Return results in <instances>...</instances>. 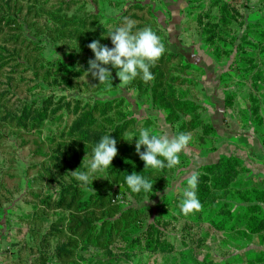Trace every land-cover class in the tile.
Here are the masks:
<instances>
[{
  "label": "rangeland",
  "instance_id": "obj_1",
  "mask_svg": "<svg viewBox=\"0 0 264 264\" xmlns=\"http://www.w3.org/2000/svg\"><path fill=\"white\" fill-rule=\"evenodd\" d=\"M125 17L165 51L147 82L106 65V87L85 72L88 44L112 47ZM235 120L264 135V0H0V264H245L257 188L216 161L226 145L211 152L213 125L226 137ZM144 127L190 134L177 165L144 168L126 141ZM108 133L111 165L78 181ZM133 171L152 192L119 184ZM193 175L200 207L184 213Z\"/></svg>",
  "mask_w": 264,
  "mask_h": 264
},
{
  "label": "clouds",
  "instance_id": "obj_2",
  "mask_svg": "<svg viewBox=\"0 0 264 264\" xmlns=\"http://www.w3.org/2000/svg\"><path fill=\"white\" fill-rule=\"evenodd\" d=\"M134 27V21L125 17L122 26L116 27L107 35L112 47L102 45L98 40L88 44L94 58L89 59V67L85 72L91 74L99 84H106V87L112 85V73L105 67L106 65L116 69L115 75L123 84L133 81L137 76L145 82L153 79L150 68L164 53V44L150 26L133 32ZM110 133L96 141L91 149V159L84 164L85 170L72 172L78 181L87 184L93 173L104 171L111 165V161L117 155V141L110 136ZM133 138H135V152L144 162V168L154 169L165 167L171 169L177 165L179 154L191 141L190 134L186 132H178L169 138L164 134H153V129L150 127L140 128L138 135L133 136L130 141L125 140L131 142ZM141 146L144 148L143 151ZM94 179H91V183ZM119 184L125 186V189H130L132 193H149L153 190V183L134 171L125 177L124 183ZM196 184L197 176L193 175L188 180L184 198L179 204L180 210L184 213L200 207L194 191Z\"/></svg>",
  "mask_w": 264,
  "mask_h": 264
},
{
  "label": "crops",
  "instance_id": "obj_3",
  "mask_svg": "<svg viewBox=\"0 0 264 264\" xmlns=\"http://www.w3.org/2000/svg\"><path fill=\"white\" fill-rule=\"evenodd\" d=\"M234 122L233 133L227 131L226 137L221 135L219 129L212 123L214 148L211 152L218 151L222 145H226L227 153H222L216 161L220 162L227 158L242 162L247 169V175L243 180L252 181L255 184L252 188H257V191H251L252 197L245 199L241 204L245 214L247 209L255 207L252 218L257 217V220L252 226L246 219L237 232L240 229L242 231L243 239L240 242L244 246V255L247 256L245 264H264V135L243 123L236 120ZM232 127L227 129L231 130ZM257 182L259 185L256 187ZM245 196L247 195H244V198Z\"/></svg>",
  "mask_w": 264,
  "mask_h": 264
},
{
  "label": "trees",
  "instance_id": "obj_4",
  "mask_svg": "<svg viewBox=\"0 0 264 264\" xmlns=\"http://www.w3.org/2000/svg\"><path fill=\"white\" fill-rule=\"evenodd\" d=\"M228 160H229V159L224 158V159L221 160V163L224 162V161H228Z\"/></svg>",
  "mask_w": 264,
  "mask_h": 264
}]
</instances>
